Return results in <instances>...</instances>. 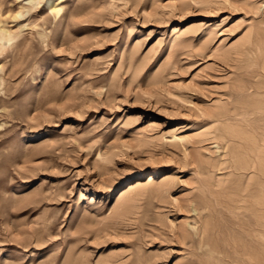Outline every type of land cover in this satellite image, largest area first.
I'll use <instances>...</instances> for the list:
<instances>
[{
    "label": "rangeland",
    "instance_id": "374dc122",
    "mask_svg": "<svg viewBox=\"0 0 264 264\" xmlns=\"http://www.w3.org/2000/svg\"><path fill=\"white\" fill-rule=\"evenodd\" d=\"M33 2L3 4L0 264H264V0Z\"/></svg>",
    "mask_w": 264,
    "mask_h": 264
},
{
    "label": "bare ground",
    "instance_id": "6f19581e",
    "mask_svg": "<svg viewBox=\"0 0 264 264\" xmlns=\"http://www.w3.org/2000/svg\"><path fill=\"white\" fill-rule=\"evenodd\" d=\"M32 3L30 4V8L31 10L35 9V6H36V3L33 2V0H31ZM4 0H0V61L5 58L8 54L7 52H9L10 50H14V46H16L14 43L19 41L17 46L20 45L22 46L24 44V40H26V36H22L21 32H18V31H12L10 28H7L4 24H3V20H2V17H3V14H4ZM51 7H54V14H57L59 12V8L55 7V5H51ZM8 10L10 8H7ZM20 15H22V12L20 10L18 11H10L7 16L8 17H11L13 20H15L16 18H18ZM190 28H193V27H196L198 26L197 23L195 22H192L191 24L188 25ZM179 28L177 27H172L171 29V34L174 35V34H178L179 33ZM13 52V51H12ZM18 54V52H14L11 54V58L13 59L14 57H16V55ZM3 65L0 64V70H3ZM182 125H179V127L177 128H180ZM176 128V129H177ZM201 134L203 133H197L198 136H201ZM175 133H172V136H174ZM196 135V136H197ZM194 136V135H192ZM184 141L183 139L181 140V142ZM153 180L151 177L148 178L147 181H151ZM131 184V183H130ZM128 185V188L124 189L122 191V195L127 192L132 186L131 185ZM82 196V194H81Z\"/></svg>",
    "mask_w": 264,
    "mask_h": 264
}]
</instances>
